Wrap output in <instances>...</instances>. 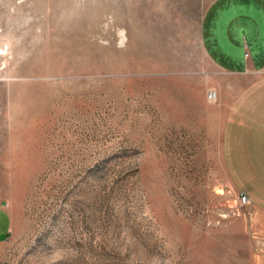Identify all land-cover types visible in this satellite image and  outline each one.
<instances>
[{
    "label": "rangeland",
    "instance_id": "374dc122",
    "mask_svg": "<svg viewBox=\"0 0 264 264\" xmlns=\"http://www.w3.org/2000/svg\"><path fill=\"white\" fill-rule=\"evenodd\" d=\"M212 1L0 0V264H264L221 151L243 79L204 51Z\"/></svg>",
    "mask_w": 264,
    "mask_h": 264
},
{
    "label": "crops",
    "instance_id": "0c3cea01",
    "mask_svg": "<svg viewBox=\"0 0 264 264\" xmlns=\"http://www.w3.org/2000/svg\"><path fill=\"white\" fill-rule=\"evenodd\" d=\"M202 43L212 65L243 79L223 118L221 151L236 187L264 213V0H213Z\"/></svg>",
    "mask_w": 264,
    "mask_h": 264
},
{
    "label": "built area",
    "instance_id": "2783aa9c",
    "mask_svg": "<svg viewBox=\"0 0 264 264\" xmlns=\"http://www.w3.org/2000/svg\"><path fill=\"white\" fill-rule=\"evenodd\" d=\"M207 99H208L210 102H214V103L217 101V99H218V94H217L216 89H214V88H209V89H207ZM241 200H242V202H243L244 204H248V203H250L249 198H248L246 195H244V194L241 195Z\"/></svg>",
    "mask_w": 264,
    "mask_h": 264
},
{
    "label": "bare ground",
    "instance_id": "6f19581e",
    "mask_svg": "<svg viewBox=\"0 0 264 264\" xmlns=\"http://www.w3.org/2000/svg\"><path fill=\"white\" fill-rule=\"evenodd\" d=\"M124 38H125V37H124V34H122V41L124 40Z\"/></svg>",
    "mask_w": 264,
    "mask_h": 264
}]
</instances>
